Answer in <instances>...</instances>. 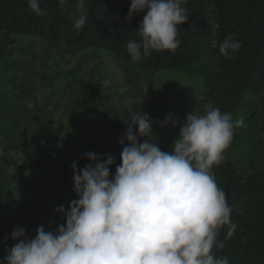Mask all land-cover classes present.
Segmentation results:
<instances>
[{
  "label": "trees",
  "instance_id": "trees-1",
  "mask_svg": "<svg viewBox=\"0 0 264 264\" xmlns=\"http://www.w3.org/2000/svg\"><path fill=\"white\" fill-rule=\"evenodd\" d=\"M75 3L68 0V6L61 7L60 0H39L45 15L37 16L28 0H0L2 258L17 243L12 238L16 228L24 229L30 239L41 225L45 231H55L65 224V215L56 209L63 206L67 211L77 199L72 164L76 162L79 170L89 163L86 144L120 146L112 155L115 163L110 172L114 175L126 122L147 113L155 124L152 139L162 151L172 150L174 127L168 109L147 101L154 76L168 70L198 80L201 96L240 122L222 162L212 169L232 208L230 224H235L236 230L228 236L230 225L224 226L218 236L224 246L213 251L217 257H226L228 264H264V0H186L189 19L178 26L180 46L175 52L153 51L139 61L131 58L127 44L141 39L137 29L145 13H137L127 22L132 0H85L88 19L79 31L72 27ZM229 34H234L241 47L225 58L219 45ZM38 44H42L39 55L35 50ZM99 51L123 61L119 63L125 85L137 91L147 85L140 101L117 112L110 107L101 110L110 97L102 96L105 87L87 69L80 73V63L73 70L79 77L64 71L73 77L53 90L63 72L48 63L51 53L63 58L88 52L92 57L99 56ZM37 57L39 70L35 67ZM39 84L52 89L41 105ZM4 85L7 90L2 89ZM70 112L74 118L65 121L64 115ZM96 130L105 140L93 135ZM12 138L17 139L16 148L8 145ZM58 146L63 157L54 153ZM93 153L102 156L99 151ZM14 154L23 161L19 163ZM27 156L36 165L32 176L25 175Z\"/></svg>",
  "mask_w": 264,
  "mask_h": 264
},
{
  "label": "clouds",
  "instance_id": "clouds-1",
  "mask_svg": "<svg viewBox=\"0 0 264 264\" xmlns=\"http://www.w3.org/2000/svg\"><path fill=\"white\" fill-rule=\"evenodd\" d=\"M28 3L32 13L45 15L39 0ZM185 4L132 0L126 21L145 13L137 29L141 39L127 44L134 61L153 51L175 52L181 43L178 26L189 19ZM60 5L67 7L68 0ZM72 7V27L82 30L88 19L85 0H76ZM240 47L229 34L219 51L231 58ZM126 123L115 174L110 172L115 163L111 155L88 152L89 163L79 170L73 162L77 199L67 211L56 209L65 215V224L55 231L41 225L30 239L16 228L12 238L17 243L0 264H228L213 250L224 246L218 240L224 226L230 225L231 236L236 225L230 224L232 208L212 169L222 162L240 122L219 108L209 107L204 114L191 111L167 152L152 139L153 121L147 113ZM178 123L172 121L174 127Z\"/></svg>",
  "mask_w": 264,
  "mask_h": 264
},
{
  "label": "rangeland",
  "instance_id": "rangeland-1",
  "mask_svg": "<svg viewBox=\"0 0 264 264\" xmlns=\"http://www.w3.org/2000/svg\"><path fill=\"white\" fill-rule=\"evenodd\" d=\"M30 41V40H26ZM42 49V44H38L35 48L37 54L39 55L40 50ZM99 56H90L88 52H82L74 57H56L55 53H51L48 58V63L52 64L55 70L63 72L58 77V81L54 83L53 90L62 88L66 84V81L71 79L73 76L78 78V72L75 70V67L80 63L82 71L85 72V69L89 71V74L98 81L100 84L105 87L104 93L102 96L108 95L110 100L104 102L101 106V110L110 107L115 112L119 111L123 107H128L129 104L133 102L140 101L142 95L147 93V85L143 84L140 91L125 85L122 78V72L120 70L119 61L114 59L106 51H99ZM17 54V53H16ZM20 57L19 54H17ZM16 57V55L14 56ZM28 57V56H24ZM83 59V60H82ZM82 60V61H81ZM39 58L35 62V67L37 70L39 67ZM64 71H73L72 75H65ZM95 71V72H94ZM96 73V74H95ZM8 86L4 85L3 90H7ZM52 90L50 88H45L43 84H39L38 99L40 105L43 103V99L46 97L47 93ZM201 87L198 80L191 79L183 72L177 71H168L161 70L154 76V86L149 93L147 98L148 102L153 104H163L170 113V119L172 121H178L179 123L174 127L173 139L175 140L179 135V128L185 122L187 113L193 111L195 114H204L209 107H213L211 102L201 96ZM60 97L53 99L52 104L58 102ZM66 97L63 99L65 101ZM74 118L72 112L64 115L63 119L65 121ZM153 121V117H150ZM155 124L153 122V131ZM99 135L104 137L105 135L96 130L93 135ZM147 139V138H146ZM12 148L17 147V139L12 138L8 144ZM2 146V142H0ZM84 149L88 152L99 151L102 156L114 155L119 152V145H102L96 142H90L84 146ZM55 154L63 157V149L58 146L55 151ZM1 157V155H0ZM14 158L21 163L23 157H17L14 154ZM27 159V160H26ZM25 159V175L32 176L36 170V165L33 164L30 158L27 156ZM51 173H55L54 170H51ZM32 233V232H31ZM3 250L0 246V259L2 258Z\"/></svg>",
  "mask_w": 264,
  "mask_h": 264
}]
</instances>
